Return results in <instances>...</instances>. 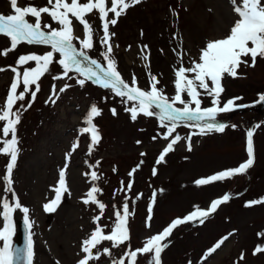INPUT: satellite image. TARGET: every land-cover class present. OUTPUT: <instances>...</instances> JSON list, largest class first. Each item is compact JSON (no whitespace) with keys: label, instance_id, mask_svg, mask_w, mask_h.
I'll return each mask as SVG.
<instances>
[{"label":"rangeland","instance_id":"rangeland-1","mask_svg":"<svg viewBox=\"0 0 264 264\" xmlns=\"http://www.w3.org/2000/svg\"><path fill=\"white\" fill-rule=\"evenodd\" d=\"M28 2L19 0L21 6ZM32 3L38 7L48 6V0H32ZM107 4L110 7L111 0H107ZM11 12L9 0H0V13ZM94 12L86 16L94 29V47L88 50V55L104 64L106 61L99 55L105 50L100 43L102 22L97 15H93ZM113 16L109 13L108 18ZM28 19L35 22L32 17ZM237 19L239 17L230 0H143L127 9L115 26L109 25L110 33H115L111 43L117 70L129 84L135 75L139 87L144 90H150L151 73L159 81L157 88H162L164 94L171 98L175 95V70L180 66L191 67L193 61L199 62L200 50L206 43L229 35ZM43 24L59 27L48 14H42ZM73 27L74 35L84 39L83 26L75 18ZM73 43L79 49V41L74 40ZM144 45L148 48L142 51ZM9 46V39L0 35V50ZM49 50V45L22 42L7 56H0V68L5 69L0 71V107L5 104L15 76L9 66L17 67L16 60L20 55L43 54ZM55 55L49 72L39 82L40 91L32 106L27 108L31 101L30 92L25 94L24 101H17L14 106V111L20 109L21 105L27 108L26 111L21 109L22 117L17 126L20 152L12 179L16 195L21 204L30 209V220L35 221L32 226L33 264H56L57 261L60 264H77L82 258V241L97 226L93 217L100 215L96 204L85 205L82 201L94 184L102 189L97 198L106 205L99 221L100 226L107 225L105 234L110 232L116 219L114 213L122 209L125 197L128 198L129 211L135 214L128 220L130 240L119 247H113L111 241H103L93 250L94 254L100 253V258L90 261V264H112L113 259L125 258L129 250L142 247L148 237L161 232L173 219L191 213L195 206L207 209L213 200L225 194L230 195V200L218 206L203 224L187 222L173 230L163 242L168 243V247L161 254L162 264H264V252L254 254L258 245L264 247V235H258L264 233V203L246 206L248 201L264 199V118H255L254 113L248 111L238 113L231 119L230 112L218 113L212 122L225 124L224 132L212 131L205 135H192L198 133L199 129L190 126L204 122L181 121L166 140L164 135L167 128L161 125L158 115L149 117L138 114L135 121L131 119V114L125 108L133 107L136 102L125 103L112 90L92 81H86L81 86L75 73H69L72 79L54 80L53 77L61 75L63 71L56 62L59 54ZM145 55L148 56L147 60L144 59ZM242 59L251 64L250 57ZM28 67H35V62L29 61L19 66L18 70L22 73ZM237 71V78L227 74L224 76V87L230 92L223 94L221 102L240 97L242 93L248 94L251 90H247V84L264 86V58L258 56L255 67L242 64ZM65 83L71 87L59 92ZM53 84L56 85L58 98L52 96ZM31 88L35 90L34 85ZM23 90L21 84L17 94ZM263 94L261 91L256 93L257 96ZM184 98L189 99L186 94ZM201 100L203 108L212 106V99L209 101L203 97ZM93 103L102 109V114L94 118L100 140L90 152L91 135L82 134L79 129L87 126L85 116ZM176 106L183 107L180 104ZM113 108L116 115L111 111ZM155 111L158 113L159 110ZM3 123L0 122V128ZM253 128L255 163L252 168L244 174L208 185L198 186L194 183L197 179L245 162L246 133ZM176 135L182 139L174 145V151L166 154L165 161L157 164L163 148ZM189 135L191 151L188 150L187 140L183 139ZM8 138H11V134ZM77 140L79 146L72 151ZM69 152L71 156L66 160ZM8 160V156L0 154V197L11 199V193L4 192L2 180ZM66 164L70 195L63 193L61 204L49 220L43 205L55 197L54 188L59 172ZM137 165L139 167L130 177L129 172ZM154 168L156 175H153ZM93 170L100 176L98 181H92L90 175H85ZM130 180L132 188L128 191ZM121 182L124 190H121ZM149 206L152 208L151 226L147 227ZM20 219H23V214L17 210L14 213L16 231L13 243L18 235ZM221 240L223 243L220 247L210 252ZM104 248H109L112 255L104 254ZM242 253L243 259L240 258ZM148 259L150 256L138 254L137 264H147ZM125 264H130V260L125 258Z\"/></svg>","mask_w":264,"mask_h":264},{"label":"snow or ice","instance_id":"snow-or-ice-1","mask_svg":"<svg viewBox=\"0 0 264 264\" xmlns=\"http://www.w3.org/2000/svg\"><path fill=\"white\" fill-rule=\"evenodd\" d=\"M143 0H111V6L108 7L107 0H48V6L38 7L32 0L28 4L21 6L19 0H9L12 12L10 14L0 13V35L7 37L10 41V46L0 50V56H7L10 52L17 49L22 43L49 45L51 50L43 54L30 53L20 55L16 60L17 67H11L15 73L13 82L10 85L8 95L3 107H0V122H4L0 132V154L9 157L8 163L5 166V174L2 177L4 182V192L11 193V199L7 196L0 197V264H17L18 261L22 264H33L34 261V241L32 239L33 233L31 232L32 226L35 221H31L29 217L30 209L23 206L16 195L13 188V170L16 167L19 156V138L17 136V126L21 121L22 111L27 110L32 106L36 99L37 92L40 91V80L49 72L50 65L56 59L55 54H59V59L56 62L62 67V74L54 76V80L58 79H72L69 73L77 74V83L83 86L86 81H92L95 84L112 90L116 96L122 98L127 103L128 101L136 102L133 107H126L125 111L131 114V119L135 121L138 114L146 116L158 115L159 121L162 126L167 128L164 139L172 136L175 132L178 123L181 121H197L204 123H195L190 125L192 128H198V133L205 135L212 131L224 132L226 125L223 123H213L218 113L229 112L235 107H243L244 105H237L236 100L240 97L228 99L221 107V94L225 91L222 80L224 76L231 78L238 77V69L243 64L245 67H255L257 57L264 58V3L261 0H230L233 5L234 12L238 15L239 19L234 22L230 29V34L224 38L210 40L206 46L200 50L199 62L193 61L192 66L185 68L180 66L175 70L176 79L175 95L169 98L164 94L162 88H157L159 83L155 76L149 73L151 84L150 90H144L139 87L135 75H133L132 83L126 82L121 73L117 70V62L112 56L113 45L111 38L115 33H110L109 25L115 26L118 18L126 13V10L132 6L142 3ZM96 10L102 24L103 35L100 38L101 45L104 46V51L101 55L106 63L102 64L97 59H92L88 55V50L94 47V29L92 24L86 19V16ZM109 13L114 14L113 18L109 19ZM42 14H48L50 18L56 22L59 27H53L51 24H43ZM28 17L34 18L35 22H30ZM73 18L83 26L85 38L74 35ZM143 35V31H141ZM78 40L79 49L73 43ZM251 44V47L249 46ZM118 47V46H117ZM148 48L147 45L142 47V51ZM175 51V50H174ZM242 57H250L251 64ZM144 59L147 60L148 56L145 55ZM29 61L35 62V67H28L21 71L18 70L19 66L27 64ZM87 62V64H85ZM0 68V71H4ZM191 74V75H189ZM24 86V90L17 94L20 85ZM35 86L33 91L31 86ZM70 84L65 83L59 92L66 91ZM31 93V101L28 102L27 108L24 105L20 109L14 111V106L17 101H24L25 94ZM52 96H57L56 85L53 84L51 88ZM184 94L189 99L184 98ZM206 95L212 98V106L202 108L201 96ZM52 96L49 99H52ZM58 98V96H57ZM260 100L264 101V95L260 96ZM48 101H46L47 103ZM54 103L55 101L52 100ZM180 104L183 107H177ZM193 105H195L193 107ZM155 110H159L158 113ZM113 115H116V109H111ZM102 114L96 103L90 106L89 111L85 116V124L87 126L79 129L80 133H89L91 135V152L92 146L97 144L100 140V134L97 126L94 123V118ZM235 127V125H233ZM255 129H250L246 133V153L247 159L237 167L219 171L213 175L205 178H200L194 181L196 185H208L216 181H223L238 174L246 173L255 163V151L253 143V135ZM11 138L9 139V135ZM156 139V137H153ZM182 137L176 135L167 145L163 148L156 163L159 164L165 161L166 154L174 151L176 145ZM188 150L191 151V135L186 138ZM140 143V141H137ZM79 146V141L74 142L72 151ZM144 155V153H141ZM71 156V152L66 154V160ZM142 163V162H141ZM99 161H97V166ZM136 168L129 172V176H133ZM67 164L59 172V179L57 186H55V197L48 203L43 205V208L48 213H53L57 210L62 202L63 193L67 192L70 195V190L66 182ZM115 171V169H114ZM92 181H98L100 176L93 170L90 173ZM153 175H156L155 168ZM123 189V182H121ZM132 188V181L130 180L127 185V190ZM163 191V190H161ZM102 189L95 184L90 190L82 197L85 205L89 203L96 204L100 209V215L93 217L97 226L91 232L90 236L82 241L81 252L83 253L77 264H90V261L98 260L100 253L94 254L93 250L97 248L103 241L113 242V247H119L125 242L130 240V230L128 227V220L130 216H134V211H129L128 198L125 201L121 210H116L114 215L116 217L111 230L105 234V226H100L99 221L103 215L106 205L98 200L97 194L101 193ZM156 193H153L151 203H155ZM230 195L225 194L222 198L215 199L211 202L207 209H201L195 206V210L185 215L184 217H177L173 219L168 226L161 232L148 237L143 246L136 250H129L125 254V258L130 260V264H137L138 254L150 256L147 264H162L161 254L168 247V243H163L172 234L173 230L184 223L196 222L203 224L210 214L215 212L223 203L230 200ZM264 203V199L252 200L246 202V206ZM19 210L23 214V220L26 227L29 229L26 246L21 249L14 245L13 236L16 231L14 222V213ZM149 216L146 220V226L150 227L152 208L149 206ZM264 235V233L258 234ZM226 239V237H225ZM223 243L221 240L210 252H214ZM264 252V247L257 246L254 249V254ZM104 254L112 255L109 248L103 249ZM125 258L119 260L113 259L112 264H125ZM243 259V253L241 254ZM56 264H60L59 261Z\"/></svg>","mask_w":264,"mask_h":264},{"label":"water","instance_id":"water-1","mask_svg":"<svg viewBox=\"0 0 264 264\" xmlns=\"http://www.w3.org/2000/svg\"><path fill=\"white\" fill-rule=\"evenodd\" d=\"M246 108H253V109H256L258 112L264 114V101L260 100L259 98L253 103L244 104L243 107H236V110H239V109L243 110ZM28 234H29V229L26 227L24 221H21L20 222V237H19V240L16 242L15 246L23 249L27 244ZM17 264H22V262L18 261Z\"/></svg>","mask_w":264,"mask_h":264},{"label":"trees","instance_id":"trees-1","mask_svg":"<svg viewBox=\"0 0 264 264\" xmlns=\"http://www.w3.org/2000/svg\"><path fill=\"white\" fill-rule=\"evenodd\" d=\"M99 55H101V54L99 53ZM97 57H100V56H97ZM236 83H238V81ZM241 86H242V84H241ZM245 87L247 88V90L249 89L251 91H248V94H246V95L243 93L241 94L240 100H242L244 102L245 101H251L252 99L256 98V95H255L256 93H258L259 91H264V86H254L253 84H247V85H245ZM229 92H230V90L226 87L225 91L222 94L229 93ZM205 98L208 99L209 101L212 99L209 96H205ZM224 103L225 102H221L220 106L222 107ZM201 107L203 108V106H201Z\"/></svg>","mask_w":264,"mask_h":264},{"label":"bare ground","instance_id":"bare-ground-1","mask_svg":"<svg viewBox=\"0 0 264 264\" xmlns=\"http://www.w3.org/2000/svg\"><path fill=\"white\" fill-rule=\"evenodd\" d=\"M218 258H220V256Z\"/></svg>","mask_w":264,"mask_h":264}]
</instances>
